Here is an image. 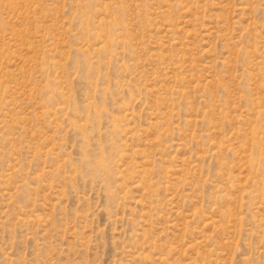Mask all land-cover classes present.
I'll return each mask as SVG.
<instances>
[{
  "label": "rangeland",
  "instance_id": "374dc122",
  "mask_svg": "<svg viewBox=\"0 0 264 264\" xmlns=\"http://www.w3.org/2000/svg\"><path fill=\"white\" fill-rule=\"evenodd\" d=\"M0 264H264V0H0Z\"/></svg>",
  "mask_w": 264,
  "mask_h": 264
}]
</instances>
